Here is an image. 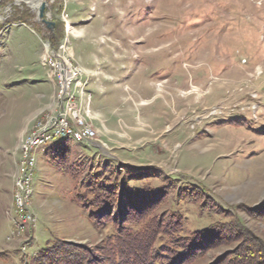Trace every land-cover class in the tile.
Instances as JSON below:
<instances>
[{"label":"rangeland","instance_id":"rangeland-1","mask_svg":"<svg viewBox=\"0 0 264 264\" xmlns=\"http://www.w3.org/2000/svg\"><path fill=\"white\" fill-rule=\"evenodd\" d=\"M33 1L0 4V264L53 245L104 264L127 210L150 232L180 221L173 237L200 250L190 264H264V0H42L52 30ZM54 32L82 69L72 103L90 107L97 138L34 150L32 220L16 227L24 144L62 100L44 61Z\"/></svg>","mask_w":264,"mask_h":264},{"label":"trees","instance_id":"trees-1","mask_svg":"<svg viewBox=\"0 0 264 264\" xmlns=\"http://www.w3.org/2000/svg\"><path fill=\"white\" fill-rule=\"evenodd\" d=\"M12 0H0V4L10 3ZM56 30V29H55ZM55 39L53 40V47H56L61 38H58L57 32H54ZM101 197L99 196V200L105 199L104 209L105 213L109 215L110 210L114 206L113 201V193L106 191L105 189H101L100 191ZM127 193L129 194H137L139 198H143L147 201L150 198L144 196L143 190L132 187ZM93 194V193H92ZM133 194V195H134ZM135 196V195H134ZM105 197V198H104ZM136 197V196H135ZM97 199V197H96ZM146 203V202H145ZM148 204V203H147ZM146 207V206H143ZM99 210H102L101 208ZM133 210V209H132ZM136 214V211H134ZM126 214L128 217L122 221L120 227H117V234L110 237L106 242V247L104 250L107 252V255H103L104 258L101 260V263L104 264H190L192 259L199 253V249L190 245V240L185 243L186 240H181L180 238L173 237V235L181 232L180 225L175 221L170 222V224L166 225L162 230L155 232H150L151 223L146 222L139 217L141 212L139 211L138 216L131 217L135 214H132L131 211L127 210ZM145 222L146 228L143 230H139L138 232L132 231V227H136V225ZM172 223V224H171ZM147 224V225H146ZM131 226V228H129ZM148 226V227H147ZM131 229V230H130ZM172 235V236H169ZM160 237L162 240L166 239L164 244L153 249L154 240L156 237ZM168 237V238H167ZM160 239V240H161ZM162 242V241H161ZM195 243L194 241H192ZM153 249V250H152ZM62 248H57L56 245H53L49 248L43 250L39 256L37 257L35 264H83L80 263L78 259L80 256L78 254H70L68 257H64L65 259L60 257V254H63ZM152 251V252H151ZM66 254V251H64ZM65 254H63L65 256ZM111 254L112 256H110ZM180 258H183V261H180ZM242 259V258H241ZM240 258H237L232 261V264H247L248 259L246 258L242 261ZM86 262V261H85ZM249 263V262H248Z\"/></svg>","mask_w":264,"mask_h":264},{"label":"built area","instance_id":"built-area-1","mask_svg":"<svg viewBox=\"0 0 264 264\" xmlns=\"http://www.w3.org/2000/svg\"><path fill=\"white\" fill-rule=\"evenodd\" d=\"M44 61L47 62L48 69L55 70V75H60V79L64 80V88L61 90L62 100L57 111L36 120L31 140L27 143V151L22 152V161L26 162V165L29 164L32 153L38 149L41 142L53 140L61 132L77 133L86 141L97 138L96 129L92 125L93 113L90 107H85L84 102L83 107H75L72 103V96L80 88L83 73L71 57L67 47V37L61 39L56 47H52L51 60ZM71 79H78V86H71ZM18 182L16 207L20 216L30 222L32 214L29 212V199H25V191L26 185L31 180H28L26 169L19 171Z\"/></svg>","mask_w":264,"mask_h":264},{"label":"bare ground","instance_id":"bare-ground-1","mask_svg":"<svg viewBox=\"0 0 264 264\" xmlns=\"http://www.w3.org/2000/svg\"><path fill=\"white\" fill-rule=\"evenodd\" d=\"M41 2H42V0H34L32 3H30L31 4L30 5L31 6V9L33 11H36L38 9V7L40 6ZM71 83H75V86H76L78 84V79H71ZM57 84L59 86V92H60L59 94L62 95L61 90H62V88H64V80L60 79V75H57ZM31 136L28 137V139L26 140V142L24 144V150L25 151H27V143H28L29 140H31ZM64 137H70V138H72L76 142H88V141L84 140V138H81L80 135H78L77 133L61 132V133L57 134L56 135V138H54L53 140L43 141V142H41V144L39 146H42V145H44V144H46L48 142L56 141V140L61 139V138H64ZM34 164H35V162H34ZM19 165L21 167L20 168V171H24V169H26V173H28V180H32V178H31V176L33 174L32 169L34 171L33 158H32V156H31V159H30L29 164L26 165V162L22 161V159H21V162H20ZM30 185H31L30 183H28V185H26L25 199H29L28 197L31 195V192H30V195H29V186ZM15 187H16V189H15V197L13 195V197H14V205L13 206H14L15 217L17 219V226L16 227H18V226H21L22 227V225H25L28 222L26 221V219L24 217H21L20 216V212H18V208L16 207V199H17V191L16 190H19V182H18V179L16 181V186ZM16 219H15V221H16Z\"/></svg>","mask_w":264,"mask_h":264},{"label":"water","instance_id":"water-1","mask_svg":"<svg viewBox=\"0 0 264 264\" xmlns=\"http://www.w3.org/2000/svg\"><path fill=\"white\" fill-rule=\"evenodd\" d=\"M45 7H46V2L42 1L37 9L36 16L47 27V29L52 30L54 27V23L44 18Z\"/></svg>","mask_w":264,"mask_h":264}]
</instances>
